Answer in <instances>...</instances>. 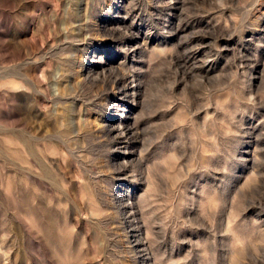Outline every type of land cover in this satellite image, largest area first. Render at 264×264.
<instances>
[{
  "label": "rangeland",
  "instance_id": "1",
  "mask_svg": "<svg viewBox=\"0 0 264 264\" xmlns=\"http://www.w3.org/2000/svg\"><path fill=\"white\" fill-rule=\"evenodd\" d=\"M0 264H264V0H0Z\"/></svg>",
  "mask_w": 264,
  "mask_h": 264
}]
</instances>
